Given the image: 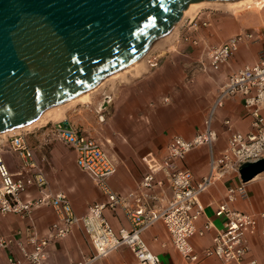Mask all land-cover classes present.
Wrapping results in <instances>:
<instances>
[{
    "label": "built area",
    "instance_id": "2783aa9c",
    "mask_svg": "<svg viewBox=\"0 0 264 264\" xmlns=\"http://www.w3.org/2000/svg\"><path fill=\"white\" fill-rule=\"evenodd\" d=\"M193 44L201 47L199 40H193ZM250 44H264V26L257 32L240 33L220 45L205 48L203 52L206 61L201 63V69L220 71L243 45ZM156 66L157 64L151 65ZM236 96L244 98V109L252 118L251 131L247 134L231 133L227 148L216 157L212 149L218 140V134L212 128V119L216 111L223 108L226 100ZM165 102L169 100L166 99ZM225 124L231 128V121H225ZM51 127L56 138L77 154V166L96 183L105 201L90 205L85 215L77 216L67 193L46 192L49 181L33 162V152L25 136L22 134L10 137L7 140L8 150L28 161L19 173L12 174L0 151V215L32 220L34 211L42 207H51L55 214V221L45 236L35 232L32 225L26 228V240L19 242L24 259L10 258V264H46L49 248L65 240L79 225L89 237L94 254L78 264H93L124 247L134 254L136 264H162L160 257L151 251L143 239V234L158 223L164 225L174 248L187 264H200L211 258L218 259L223 264H260L252 254L248 238L258 234L260 221H263L261 231L264 235V213L253 215L231 208L239 199H248V183L240 181L228 187L224 202L215 212L217 218H225L224 229L217 233L212 245L200 251L192 245L191 240L194 237H204L214 227L210 221L203 229L197 227V221L203 215L201 195L217 182L234 174L239 176V169L244 164L264 158V48L260 50L255 63L228 76L203 131L191 140L173 137L162 160H157L152 155L143 159L149 168V174L143 179L139 192L121 195L113 190L110 180L116 175L118 164L100 142L83 135L65 119ZM201 147L211 149L210 170L207 176L196 182L192 172L179 168L178 164L188 153ZM34 169L36 171L32 173ZM160 173L164 176L163 180H157ZM166 183L173 192L167 207L157 212L144 209L141 203L148 198V193L157 187L163 188ZM33 187L39 191L38 197L28 194ZM130 200H135L137 207H130ZM120 207L126 211L130 229L116 232L105 212L115 211ZM12 244V240L0 237V249H9Z\"/></svg>",
    "mask_w": 264,
    "mask_h": 264
},
{
    "label": "crops",
    "instance_id": "0c3cea01",
    "mask_svg": "<svg viewBox=\"0 0 264 264\" xmlns=\"http://www.w3.org/2000/svg\"><path fill=\"white\" fill-rule=\"evenodd\" d=\"M200 20H202L201 17L197 18L194 29ZM260 24H264V22ZM230 36L223 35L222 39L227 41L233 37ZM200 43L201 55L197 60L199 66L203 61H206L204 49L208 46H215L203 44L202 41ZM262 48H264V44L258 45L257 49L249 48L248 51L242 50L241 47L235 55L237 58L229 67L230 70L227 68L222 73L225 82L231 74L229 71H236L255 63ZM185 67L171 62H164L160 67H151L156 69L134 82L119 87L109 101L111 107L115 109L110 120L112 130L119 134V138L109 141V143H113L109 154L118 164V171L110 180V185L115 192L121 195L139 192L143 179L149 174V168L143 160L146 156L152 155L157 160H162L167 154L168 144L173 137L180 136L191 140L205 129L217 98V81L211 77L208 80L199 77V79L193 77L187 80ZM164 96H170L171 103L159 105L157 101H161ZM152 102L154 105L151 106ZM213 117L212 128L218 134V140L212 149L216 157H219L227 148L231 133L247 134L251 131L252 118L245 111L244 98L241 96L226 100L223 108L218 109ZM65 120L83 135L95 139L91 133L87 132L91 129L84 125L82 112L79 111L72 117L67 115ZM228 120L231 121V128L225 124V121ZM23 135L33 152V162L49 181V188L46 192L67 193L77 216L85 215L91 204L105 201V197L96 183L77 166V154L56 138L51 126H45L32 135ZM9 137L0 138V151L10 173L17 174L28 160H23L8 150L6 140ZM105 150L107 151L106 148ZM6 155H11L16 162L10 165ZM210 158L211 149L201 147L188 153L178 166L191 171L197 182L208 175ZM34 171L36 170H32V173ZM163 179V174L157 175V180ZM240 181V175H231L226 180L217 182L208 192L201 195L203 215L197 221V227L203 229L208 221L212 222L214 227L204 237H194L191 240L197 250L201 251L210 247L217 233L224 229V225L222 229L215 226L207 211L212 210L215 215L216 209L225 200L228 187L236 185ZM247 191L248 199H239L231 205V208L253 215L264 213V174L249 182ZM28 194L32 197L40 195L35 187L30 188ZM148 194V198L142 201L141 206L147 211L156 212L166 208L173 196L167 183L163 188L157 187ZM128 204L133 208L138 205L135 200H130ZM105 216L116 232L121 229H130V223L123 207L115 211L108 210L105 212ZM54 221L55 214L51 207L35 210L32 220L13 215L7 217L0 215V237L13 241L9 249H0V264H10V258L24 259L19 242H25V230L28 226L32 225L35 232L45 236ZM260 225L258 234L249 237L248 242L253 256L258 259L260 264H264V235L261 231L263 221H260ZM143 239L151 251L160 257L162 264H187L174 248L162 223H158L146 231L143 234ZM27 249L30 250V247L27 246ZM93 254V245L83 227L79 225L65 240L57 242L49 248L46 264H78ZM136 263L134 254L129 248L124 247L93 264ZM200 264L223 263L218 259L211 258Z\"/></svg>",
    "mask_w": 264,
    "mask_h": 264
},
{
    "label": "water",
    "instance_id": "95a60500",
    "mask_svg": "<svg viewBox=\"0 0 264 264\" xmlns=\"http://www.w3.org/2000/svg\"><path fill=\"white\" fill-rule=\"evenodd\" d=\"M186 1L0 0V134L131 65L169 33ZM262 174L264 158L239 169L244 183Z\"/></svg>",
    "mask_w": 264,
    "mask_h": 264
},
{
    "label": "rangeland",
    "instance_id": "374dc122",
    "mask_svg": "<svg viewBox=\"0 0 264 264\" xmlns=\"http://www.w3.org/2000/svg\"><path fill=\"white\" fill-rule=\"evenodd\" d=\"M198 1L202 0L186 1L185 6ZM200 17L202 20L199 21L198 26L194 29V26L197 23V18ZM261 22H264V0H259L254 4V6L248 8L242 13H232L224 9L202 10L194 21L186 19L182 23V25L179 27L177 37L172 39L171 43H164V37L157 38L156 41L154 40L147 50V58L142 61V64L148 67V74H150L152 70L156 69L151 68L152 64H157V66L160 67L164 62H171L175 65H179L180 67L186 66V71H184L188 76L187 80H190V78L193 77H199L200 79L208 80V78L211 77L217 81L216 83L219 93L220 89L225 85V79L222 77V73L227 68L230 70L229 67L231 63H233L237 57L234 56L222 68V70L218 72L203 71L201 66H199V63H197V60L200 59L201 47L195 46L193 44V40L202 41L203 44L207 43L209 45H220L226 41L222 39L223 35L235 36L240 33L257 32L264 26V24H260ZM160 44H163L161 48H159L161 46ZM258 45L260 44L243 45L242 50L248 51L249 48L257 49ZM233 72L234 70H231V72L229 71V74ZM190 75L192 76L190 77ZM137 79L139 78L133 79L131 82H134ZM123 85L125 84H120L115 88L106 87L101 89L95 94V98L92 103L85 107L79 106L73 108L67 113L68 116L72 117L74 114H78L79 111L82 112L84 117V125L89 127L88 129H91V131L87 130V132L91 133L95 140L103 144L108 153L113 147V143H109V141H114L116 138H119V134L112 130V123L110 121L115 109L111 107L110 103L106 108L103 109L104 99L106 96H109L112 99L116 93V90ZM170 98V96H164L161 101L157 102L159 105H168L171 103ZM166 99H168L169 102L166 103ZM152 105H154L153 102L151 103V106ZM51 125L52 123L48 126L50 127ZM40 129L41 128L35 129L32 132H22V134L32 135L35 132H39ZM6 157L10 165L11 163L14 164L16 162L15 158H13L11 155H6ZM207 214L213 219V222L218 229L223 228L225 218H217L215 215H213L212 210H208Z\"/></svg>",
    "mask_w": 264,
    "mask_h": 264
},
{
    "label": "bare ground",
    "instance_id": "6f19581e",
    "mask_svg": "<svg viewBox=\"0 0 264 264\" xmlns=\"http://www.w3.org/2000/svg\"><path fill=\"white\" fill-rule=\"evenodd\" d=\"M258 1L259 0H215V1L203 0V2L202 1L193 2L188 5L186 10H184L182 17L179 19L177 23L174 24V26L171 28L169 33L164 36L157 37V38L164 37V40H163L164 43H167V44L171 43L172 39L177 37L179 27L182 25V23L186 19H190V21H194L197 15L202 10L224 9L232 13H240V12L242 13L248 8L254 6V4L257 3ZM162 45L159 48H161ZM147 50L142 55H140V57H138V59H136L131 65L105 76L100 81L101 84L100 83L98 84L99 86L97 85V87L93 88L92 90L85 92L70 101H67L59 105L51 106L45 109L36 118V120L33 121L31 124L26 125L21 128H17V129H13V130L1 133L0 138H7L9 136L13 137L14 135H22L21 134L22 132H32L35 129L43 128L45 126H48L51 123L56 124L58 122H61L66 118L67 113L73 108H76L79 106L85 107L89 105L90 103H92L95 98L94 97L95 94L99 90L104 89L106 87L115 88L116 86L120 84L130 83L133 79L144 76L146 73H148V67L142 64V61H144V59L147 58V55H148Z\"/></svg>",
    "mask_w": 264,
    "mask_h": 264
}]
</instances>
